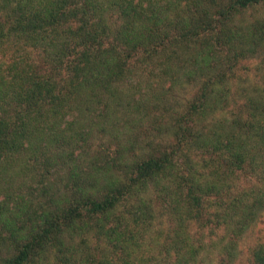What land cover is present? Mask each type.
<instances>
[{
  "label": "trees",
  "instance_id": "trees-1",
  "mask_svg": "<svg viewBox=\"0 0 264 264\" xmlns=\"http://www.w3.org/2000/svg\"><path fill=\"white\" fill-rule=\"evenodd\" d=\"M0 264H264V0H0Z\"/></svg>",
  "mask_w": 264,
  "mask_h": 264
}]
</instances>
